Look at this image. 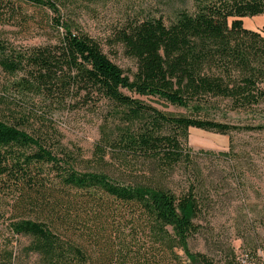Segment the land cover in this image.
I'll return each mask as SVG.
<instances>
[{
    "label": "trees",
    "instance_id": "obj_1",
    "mask_svg": "<svg viewBox=\"0 0 264 264\" xmlns=\"http://www.w3.org/2000/svg\"><path fill=\"white\" fill-rule=\"evenodd\" d=\"M11 1L0 0V9ZM19 1L51 12L56 42L26 50L0 42V69L17 76L12 87L19 95L39 99L42 117L51 116L52 109L72 111L103 99L122 110L123 124L144 121L135 133L110 134L102 127L100 142L111 154L174 166L188 161L184 144L190 128L220 134L240 130L161 112L131 94L182 108L213 98L229 100L235 108L264 102V32L245 29L242 23L264 16V0H193L194 12L179 13L169 26L161 19L126 26L116 38L125 55L136 60L132 79L93 39L63 21L51 0ZM19 121L0 119V197L11 201L8 210L0 211V221H7L12 235L28 240L25 252L37 255L39 264H83V252L66 235L87 228L85 217L98 221L109 201L134 209L129 223L138 226L132 231L145 224L161 249H178L193 264H210L188 253V240L197 231L193 220L200 211L193 192L176 197L165 190L121 184L103 173L79 172L55 139L51 120L35 116L37 127L31 133ZM14 260L11 250H0V264Z\"/></svg>",
    "mask_w": 264,
    "mask_h": 264
},
{
    "label": "rangeland",
    "instance_id": "obj_2",
    "mask_svg": "<svg viewBox=\"0 0 264 264\" xmlns=\"http://www.w3.org/2000/svg\"><path fill=\"white\" fill-rule=\"evenodd\" d=\"M51 1L62 20L72 22L93 39L129 79L136 73L137 64L117 42L118 33L143 20L161 19L169 26L179 13L194 12L193 0ZM51 16L49 10L19 0L5 3L0 9V42L15 50L54 44L57 33L49 24ZM242 23L245 29L264 32V16L244 18ZM16 78L0 69L2 121L26 122V130L31 133L37 127L35 116L51 120L58 134L55 139L79 172L103 173L121 184L165 190L176 197L193 192L200 211L193 220L197 231L188 240V253L201 255L210 264H264V102L235 108L229 100L213 98L182 108L131 94L161 112L240 128L226 134L190 128L184 144L189 150L188 161L167 166L150 159L111 154L103 148L102 127H108L110 134L135 133L144 128V121L123 124L122 110L103 99L91 100L72 111L52 109L51 116L42 117L38 98L21 96L14 90ZM10 204L9 198L0 197L1 212ZM109 204L98 221L91 223L85 217L87 228L66 235L83 252V264H189L183 251L169 253L152 241L145 224L132 231L138 226L129 223L134 209L111 201ZM28 244L27 239L10 233L5 219L0 221V250L13 252V264H39L37 255L25 252Z\"/></svg>",
    "mask_w": 264,
    "mask_h": 264
},
{
    "label": "water",
    "instance_id": "obj_3",
    "mask_svg": "<svg viewBox=\"0 0 264 264\" xmlns=\"http://www.w3.org/2000/svg\"><path fill=\"white\" fill-rule=\"evenodd\" d=\"M188 263H189V264H193V263H192L191 261H189V260H188ZM196 264H200V263H196Z\"/></svg>",
    "mask_w": 264,
    "mask_h": 264
},
{
    "label": "crops",
    "instance_id": "obj_4",
    "mask_svg": "<svg viewBox=\"0 0 264 264\" xmlns=\"http://www.w3.org/2000/svg\"><path fill=\"white\" fill-rule=\"evenodd\" d=\"M248 29H250V28H248Z\"/></svg>",
    "mask_w": 264,
    "mask_h": 264
}]
</instances>
